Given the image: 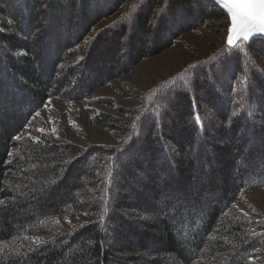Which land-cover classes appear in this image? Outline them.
Listing matches in <instances>:
<instances>
[{"label":"trees","instance_id":"1","mask_svg":"<svg viewBox=\"0 0 264 264\" xmlns=\"http://www.w3.org/2000/svg\"><path fill=\"white\" fill-rule=\"evenodd\" d=\"M222 20L214 0H0V264H264V211L238 206L264 191V39L215 46L139 105L92 98ZM50 99L121 141H56Z\"/></svg>","mask_w":264,"mask_h":264},{"label":"rangeland","instance_id":"2","mask_svg":"<svg viewBox=\"0 0 264 264\" xmlns=\"http://www.w3.org/2000/svg\"><path fill=\"white\" fill-rule=\"evenodd\" d=\"M110 21L111 19L101 22L96 30ZM226 24L227 22L222 20L212 30L203 29L200 32L185 33L181 36V41L193 45V48L178 45L158 56L147 58L127 75L99 88L92 98L108 96L127 107L139 105V98L145 90L181 68L188 61L200 58L215 46L227 42L231 21L229 20L227 30H224ZM93 107L121 116L107 105L98 104ZM39 115L47 124V132L56 141L67 138L81 145L88 143L118 144L123 136L122 130H110L94 125L88 105L81 102L67 104L50 99L49 104L39 111ZM245 200L244 203H238L242 210L248 211L249 206H255L264 211L263 190H249L245 194ZM94 217L95 214L86 213H79L75 217L64 215L59 217V222L72 228L77 223L92 220Z\"/></svg>","mask_w":264,"mask_h":264},{"label":"snow or ice","instance_id":"3","mask_svg":"<svg viewBox=\"0 0 264 264\" xmlns=\"http://www.w3.org/2000/svg\"><path fill=\"white\" fill-rule=\"evenodd\" d=\"M216 2L227 9L231 17L227 37L229 46L239 49L243 41H247L250 36L264 33V0H216ZM130 7L135 10L137 5L133 4ZM126 18H131V12L126 14ZM196 120L200 121L199 115L196 116Z\"/></svg>","mask_w":264,"mask_h":264},{"label":"water","instance_id":"4","mask_svg":"<svg viewBox=\"0 0 264 264\" xmlns=\"http://www.w3.org/2000/svg\"><path fill=\"white\" fill-rule=\"evenodd\" d=\"M215 2H216V0H214ZM217 3V2H216ZM218 4V3H217ZM220 7H222V6H220ZM223 8V7H222ZM227 13H228V11H227V9H225V8H223ZM229 14V13H228ZM229 18H230V21H231V17H230V14H229ZM250 38H259V39H264V33H257V34H254L253 36H250L249 37V39Z\"/></svg>","mask_w":264,"mask_h":264}]
</instances>
